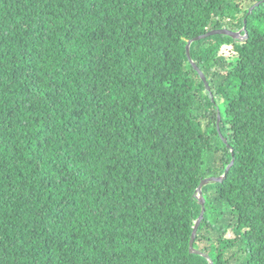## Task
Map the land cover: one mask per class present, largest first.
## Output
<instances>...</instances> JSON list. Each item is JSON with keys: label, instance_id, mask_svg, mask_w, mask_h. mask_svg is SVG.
<instances>
[{"label": "trees", "instance_id": "obj_1", "mask_svg": "<svg viewBox=\"0 0 264 264\" xmlns=\"http://www.w3.org/2000/svg\"><path fill=\"white\" fill-rule=\"evenodd\" d=\"M263 1L0 0V264H264Z\"/></svg>", "mask_w": 264, "mask_h": 264}, {"label": "water", "instance_id": "obj_2", "mask_svg": "<svg viewBox=\"0 0 264 264\" xmlns=\"http://www.w3.org/2000/svg\"><path fill=\"white\" fill-rule=\"evenodd\" d=\"M264 2V1H263ZM261 2V3H263ZM261 3H258L257 6H259ZM216 35H224V36H229V37H232L234 39H238V40H243L247 37V35H242L241 32H233V31H230V30H226V29H217V30H213V31H210L209 33L205 34V35H201V36H198L192 40H190L188 42V45H187V51H188V56H189V59L191 61V63L193 64L195 70L197 71V73L201 76L202 80L204 81V83L206 84L208 90L210 89L209 87V84H208V81H207V78L205 76V74L201 71V69L195 64V62L193 61L192 57H191V46L195 43V42H198L200 40H204V39H207V38H210V37H213V36H216ZM220 124H221V117L219 115V118H218V131L220 133V135L222 134L221 133V127H220ZM234 164V161L232 162V164L228 167V169L226 170L225 174L222 176V177H210V178H206L202 181V183L200 184L199 188L197 189V197L200 199L201 201V204H202V213H201V216L200 218L198 219L197 223H196V226H195V230H194V234H193V238H192V241H191V244H190V250L192 253H195V254H198V255H204L202 252L198 251L197 249H195L194 247V243H195V239H196V234L204 220V217H205V213H206V207H205V198H204V194H203V189L204 187L210 185V184H216V183H220V182H223L228 174H229V171L232 167V165ZM205 257H207L206 255H204ZM209 259V257H207ZM210 261V264H214V262L212 260H209Z\"/></svg>", "mask_w": 264, "mask_h": 264}]
</instances>
